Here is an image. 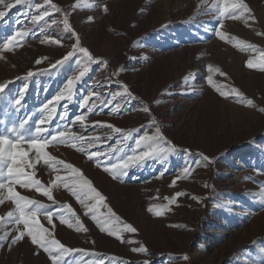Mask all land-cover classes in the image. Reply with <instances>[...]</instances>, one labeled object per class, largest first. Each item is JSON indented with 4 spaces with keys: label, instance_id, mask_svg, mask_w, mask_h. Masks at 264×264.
Instances as JSON below:
<instances>
[{
    "label": "rangeland",
    "instance_id": "obj_1",
    "mask_svg": "<svg viewBox=\"0 0 264 264\" xmlns=\"http://www.w3.org/2000/svg\"><path fill=\"white\" fill-rule=\"evenodd\" d=\"M52 2L60 12L52 11L44 0H22L19 4L5 0L14 5L11 9L0 4V11L7 13L0 18V43L17 31L29 32L20 45L0 54V84L6 83L0 93V133L21 121H27L26 126L34 131L36 122L45 115L41 112L43 106L78 74L79 54L62 65L49 67L76 42L70 32L64 31L62 20L67 12L81 46L108 64L89 65V72L74 88L73 101L56 105V115L44 126L71 130L86 138L99 136L100 140L93 141L91 148L71 141L49 144L45 150L80 168L102 192L107 205L120 217V221L113 218L114 227L122 228L128 223L137 229L136 233L120 232L125 241L121 242L101 232L92 214L85 215V208L62 185L52 189L55 204L34 189L16 185L18 192L49 205V210L57 211L70 204L75 215L63 209L65 218L74 223L79 217L88 229L77 232L61 224L58 215L50 225L42 214L38 215L40 224L52 231L53 238L66 247L87 250L71 253L65 259L70 264H140L144 260L151 264H264V112L259 110L264 108V71L246 66L250 58L258 63L264 52V0H244L255 20L226 15L219 27L225 33L224 39L214 32L220 25L218 11L213 7L217 0ZM43 11L49 12L47 23L34 25L32 17ZM48 37L61 40V44L41 43ZM40 57L46 59L37 64ZM209 65L220 70L211 74L216 86L230 93L227 96H221L207 83ZM30 70L34 75L24 79ZM125 84L138 99L126 100V94L113 99V94L123 93ZM21 89L24 95L17 105ZM231 89H238L243 96ZM89 92L100 95L92 96L89 104L80 108ZM248 100L253 104L249 105ZM93 103L96 107L88 113ZM118 104L120 110L113 112ZM145 106L150 109L147 113L143 111ZM65 111L68 116L61 119ZM77 115L87 116V127L72 123ZM153 118L165 140L171 142H160L159 146L174 149L158 159L146 160L143 167L129 169L128 175L119 180L78 151L81 146L88 152L111 150V157L102 156L101 160L116 163L117 156L132 154L136 139L155 132V126L149 127ZM96 121L105 126L96 127ZM109 123L123 129L130 138L117 143L122 134L111 133L106 126ZM110 133L112 138L108 139ZM72 143H78V147L73 148ZM120 148L123 151H118ZM200 153L211 157V162H204ZM29 155L33 157L34 152ZM58 167L60 171L53 172L41 161L36 176L49 186L56 174L66 175L63 167ZM185 167L191 174L170 186ZM177 191L186 195L168 204L165 197ZM193 194L198 201L191 199ZM150 205H168V210L158 217L148 211ZM14 207L11 201L0 205V235L8 234L9 240L16 228L23 227L7 218V212ZM100 213L103 219L107 208L102 207ZM141 243L149 254L131 251ZM0 264L51 261L25 236L11 249L7 244L0 248Z\"/></svg>",
    "mask_w": 264,
    "mask_h": 264
},
{
    "label": "snow or ice",
    "instance_id": "obj_2",
    "mask_svg": "<svg viewBox=\"0 0 264 264\" xmlns=\"http://www.w3.org/2000/svg\"><path fill=\"white\" fill-rule=\"evenodd\" d=\"M22 0H15L16 4L21 3ZM0 4H3L5 8L11 9L14 7L11 3H5V0H0ZM44 4L48 5L52 11L60 12L61 9L52 2V0H44ZM37 7H40L39 5ZM213 7L217 9L220 19V25L215 29V35L219 38L224 39L225 33L219 31V27L223 23V18L227 15L235 19H251L255 20V17L252 15L251 9L244 2V0H217L213 4ZM105 12L108 11L107 5L103 6ZM237 13L239 15H237ZM5 11H0V18L6 16ZM247 14V15H245ZM49 16L48 11H43L41 15H36L32 17V23L36 25L40 21H45V17ZM89 20L92 18L89 17ZM47 23V21H45ZM52 24H57L56 20H52ZM64 31L70 32L73 37H75L76 42L71 45V50L67 51L61 59L56 60L54 65L49 67H56L64 64L69 61L74 56L78 54L81 57V60H78L77 63L80 65V70L77 75L67 80V83L64 89L43 106L41 112L45 115L36 122L34 131L28 124L27 121H21L18 126L13 125L11 128H5V133H0V205H3L6 201H11L14 203L15 207L7 212V218L12 221L14 220L16 225H22L23 227L16 228L13 233L10 234L11 239L9 240V235H0V248H3L5 244L11 249L13 245L23 240L25 236L30 238V241L33 245L42 249L46 253L51 261V264H70V261L66 260L65 257L71 253H85V249H74L66 247L58 239L53 238L52 231L44 228L39 220L37 219L38 215L42 214L47 222L52 225L53 217L58 215L59 221L61 224L67 225L69 228H75L77 232H87L88 229L80 221L79 217L76 218L73 223L70 219H66L63 214V209H67L72 212V215H75L74 211L71 210L70 204L62 205L61 209L57 211L49 210L50 206L42 203L40 200L29 198L28 196L22 195L15 188L16 185H19L23 189H34L36 193L42 194L49 201H52L53 204L56 203L52 189L62 185L75 199L85 208V215L91 213V219L100 226L101 232H107L109 235L114 236L116 239L125 242L123 237L120 235V232H131L136 233L137 229L128 223H124L122 228H116L113 226V218L115 221H120V217L116 215L113 209L107 205L106 197L99 191L92 183L90 179L84 176L80 168L75 167L71 163H66L63 160L57 159L55 156H51L46 147L49 144L54 143H68L71 141L78 142L79 144H86L88 148L93 146V141H99V136H90L84 137L76 133L68 131H61L59 128L56 130H51L44 125H47L52 121L53 117L56 115L57 108L56 105L60 104L61 101L67 100L69 102L73 101L74 97V88L78 82H80L86 74L89 72V65L99 64L107 66L108 61L101 58L94 57L87 47H83L80 44V39L78 34L72 29L68 13L65 12L62 20ZM29 34L28 31H17L14 35L7 37L2 43H0V54L5 51H11L16 46L20 45L21 41ZM41 43H54L57 45L61 44V40L46 38L41 41ZM243 44V42H240ZM247 47H254L251 44H248ZM46 57H40L36 60L37 64H41ZM246 66L250 69L259 68L261 71H264V52L260 53L259 62H254V58H250L246 61ZM209 75L206 77L207 83L212 85L216 91L221 96H227L230 93L221 91L220 87H217L213 76L211 73L219 72L218 68H213L211 65L208 66ZM224 75V73H220ZM34 73L30 70L27 72L26 76L31 77ZM187 79V77H185ZM6 87L5 84H0V93ZM26 87V86H25ZM231 92H235L239 96H243L238 89H231ZM126 100H135L138 99L135 97L132 92L129 90L128 86L123 85V93L113 94V99L116 95H123ZM24 95V89L20 90V98L15 101L17 105L21 103V99ZM98 92H89L88 95L83 97V100L80 102L79 107L84 108L89 104L90 98L92 96L99 97ZM103 102V101H102ZM109 104L112 103V100L108 101ZM249 105L253 104L252 100H248ZM96 107L95 103L92 106L87 108L88 113L93 112ZM120 105L118 104L116 108L113 109V112H118L120 110ZM261 112H264V108L259 109ZM143 111L145 113L149 112V107L145 106ZM68 116V112L65 111L61 114V119ZM87 120L86 115H77L75 116L72 123H79L82 128L87 127L85 124ZM96 127L105 126L103 122L96 121L94 122ZM111 129V133H120L122 134L121 140L117 143H124L130 137L128 134H124V130L120 127H116L112 124L106 125ZM155 126V132L152 135H149L147 132L140 136L139 139L135 141V148L132 149V154L127 155L125 158L116 157V163H112L111 160L102 161V156L111 157V150L107 153H102L100 151H91L88 152L87 149L83 146L78 147V143H72L73 148L78 147V151L85 153L89 160H94L97 166H103V171L110 173L113 179L119 180L122 176L128 175V170L131 168L143 167L146 160L158 159L164 153L174 149V146L171 148L165 149L159 146L160 142H165L171 144V142L166 141L165 137L162 134L161 128L156 126V121L153 118L149 127ZM108 134V139L112 138V135ZM50 137V138H49ZM118 151H123V148L118 149ZM30 152H34V156L30 157ZM204 162H211V157L200 153L199 154ZM43 161L44 165H47L52 169L53 172H59L60 168L63 167V171L66 173L65 176L56 174L54 179L50 181V185L46 186L42 183L40 179L36 176L37 165ZM6 165V171H5ZM191 174L189 167H185L182 170L180 176L175 177L171 181L170 186H175L177 180L181 178H187ZM163 175V173H161ZM207 187V185H205ZM186 193L182 191H177L172 197H165L168 200V204H175L179 197L185 196ZM193 200H199L195 194L191 196ZM107 208V215H104V218L101 219L103 215L100 213L101 208ZM168 210V205H150L148 208L149 212H154L156 216H162ZM3 219V217H0ZM108 225V227H105ZM128 243H135V241H127ZM131 251L135 253L149 254L148 249L142 243L139 247H134ZM185 255L183 259H187ZM77 264H83V262H77ZM89 264H96V262H89ZM99 264H103V261H100ZM140 264H151L150 261L144 260Z\"/></svg>",
    "mask_w": 264,
    "mask_h": 264
}]
</instances>
